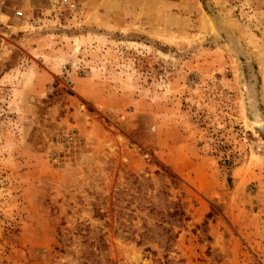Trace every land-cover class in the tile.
<instances>
[{
    "label": "rangeland",
    "instance_id": "rangeland-1",
    "mask_svg": "<svg viewBox=\"0 0 264 264\" xmlns=\"http://www.w3.org/2000/svg\"><path fill=\"white\" fill-rule=\"evenodd\" d=\"M0 264H264V0H0Z\"/></svg>",
    "mask_w": 264,
    "mask_h": 264
}]
</instances>
